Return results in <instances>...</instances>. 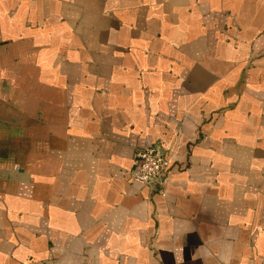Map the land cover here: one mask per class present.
<instances>
[{"label":"crops","instance_id":"0c3cea01","mask_svg":"<svg viewBox=\"0 0 264 264\" xmlns=\"http://www.w3.org/2000/svg\"><path fill=\"white\" fill-rule=\"evenodd\" d=\"M0 264H264V0H0Z\"/></svg>","mask_w":264,"mask_h":264},{"label":"built area","instance_id":"2783aa9c","mask_svg":"<svg viewBox=\"0 0 264 264\" xmlns=\"http://www.w3.org/2000/svg\"><path fill=\"white\" fill-rule=\"evenodd\" d=\"M135 162L133 178L158 188L160 194L166 196V184L173 165L172 158L163 154L157 146H147L137 152Z\"/></svg>","mask_w":264,"mask_h":264}]
</instances>
